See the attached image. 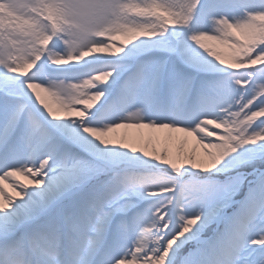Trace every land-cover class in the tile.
Masks as SVG:
<instances>
[{
    "label": "snow or ice",
    "instance_id": "snow-or-ice-1",
    "mask_svg": "<svg viewBox=\"0 0 264 264\" xmlns=\"http://www.w3.org/2000/svg\"><path fill=\"white\" fill-rule=\"evenodd\" d=\"M0 264H264V0H0Z\"/></svg>",
    "mask_w": 264,
    "mask_h": 264
}]
</instances>
